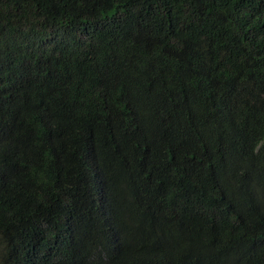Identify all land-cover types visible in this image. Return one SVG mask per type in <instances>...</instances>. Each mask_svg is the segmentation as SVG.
Listing matches in <instances>:
<instances>
[{
  "label": "trees",
  "instance_id": "1",
  "mask_svg": "<svg viewBox=\"0 0 264 264\" xmlns=\"http://www.w3.org/2000/svg\"><path fill=\"white\" fill-rule=\"evenodd\" d=\"M0 264H264V0H0Z\"/></svg>",
  "mask_w": 264,
  "mask_h": 264
},
{
  "label": "rangeland",
  "instance_id": "2",
  "mask_svg": "<svg viewBox=\"0 0 264 264\" xmlns=\"http://www.w3.org/2000/svg\"><path fill=\"white\" fill-rule=\"evenodd\" d=\"M2 246H1V242H0V252H1Z\"/></svg>",
  "mask_w": 264,
  "mask_h": 264
}]
</instances>
